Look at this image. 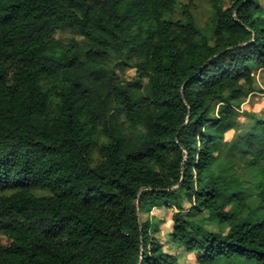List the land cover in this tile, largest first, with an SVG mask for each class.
Segmentation results:
<instances>
[{
    "label": "trees",
    "instance_id": "16d2710c",
    "mask_svg": "<svg viewBox=\"0 0 264 264\" xmlns=\"http://www.w3.org/2000/svg\"><path fill=\"white\" fill-rule=\"evenodd\" d=\"M260 1L210 0L202 25L195 0H0V264H178L139 218L160 206L200 264H264V118L237 120Z\"/></svg>",
    "mask_w": 264,
    "mask_h": 264
},
{
    "label": "rangeland",
    "instance_id": "374dc122",
    "mask_svg": "<svg viewBox=\"0 0 264 264\" xmlns=\"http://www.w3.org/2000/svg\"><path fill=\"white\" fill-rule=\"evenodd\" d=\"M185 1V0H183ZM196 1V9H194V13L197 16L198 20L202 25H204L205 21L208 19V16L211 11L210 0H195ZM261 7L264 9V0L260 1ZM57 38L62 39L63 41H69L72 38H76L81 40L82 37L78 34L72 32L69 29L59 30L57 32ZM114 65V62L111 63ZM118 72L121 77H123L127 81H132L135 75V70L132 68L120 69L117 66ZM253 75L255 78V88L256 90L250 93L243 103L240 106L239 114L237 116V120L242 123H247L251 120V114L259 118H264V69L261 68H253ZM235 137V130H230L225 134L224 141L232 142ZM229 151L227 148L225 149V153ZM231 153L223 154L222 161H225L227 164L231 165L235 171H238L240 175L245 178L246 185L251 187L253 183V175L246 166V162L244 159L240 158L239 153ZM182 206L184 209H187L190 206L188 200L183 196L182 197ZM176 211L173 207L160 206V207H152L147 210L139 211L140 221L149 220L151 222L150 232L153 235V238L158 240L162 246V249L174 255L177 258L178 264H200L198 262V253L195 252H187L181 246L174 244L171 241L170 234L173 229V213ZM202 226L205 228L220 233H226L229 227L225 224H220L217 221H212L209 218L207 212L201 213L199 216L195 218ZM218 264H231L225 261H218ZM237 264H249L243 260H237Z\"/></svg>",
    "mask_w": 264,
    "mask_h": 264
}]
</instances>
